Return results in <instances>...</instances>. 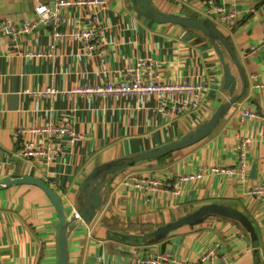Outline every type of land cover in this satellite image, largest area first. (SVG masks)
<instances>
[{
  "label": "crops",
  "instance_id": "1",
  "mask_svg": "<svg viewBox=\"0 0 264 264\" xmlns=\"http://www.w3.org/2000/svg\"><path fill=\"white\" fill-rule=\"evenodd\" d=\"M152 3L164 12L213 23L234 54L218 41L222 59L203 31L154 21L134 0L67 5L60 9L56 23L40 22L15 35L0 32V180L17 175L42 178L59 194L71 218L84 206L82 184L96 168L180 138L230 100L232 94L224 87V64H228L237 78L235 94L240 98L201 140L106 174L95 214L90 219L78 216L68 227V264H97L98 260L127 264L136 254L156 253L197 263L212 249L214 264L223 257L231 264H264V195L252 191L264 183V0H237L238 17L232 26L209 18L205 0ZM42 5L54 8L56 0H0V20L9 17L16 27L34 22ZM95 13L106 32L90 50L67 35L86 25ZM55 31L62 38L55 40ZM37 51L45 53L28 54ZM139 58L154 62L152 78L160 83H203L201 103L189 104L185 113L173 116L167 113L169 104L188 100L189 91L145 96L77 91L126 79V71ZM48 88L56 92L44 93ZM248 107L258 115L242 116ZM49 124L70 127L78 137L50 138L61 148L48 165L20 155L16 132ZM23 138L39 137L28 132ZM241 142H246L248 161L243 178L210 170L235 168ZM200 172V178L183 183L177 191L141 190L125 183L133 175L175 178ZM213 203L244 212L255 226L258 247L240 222L219 215L183 224L160 238L144 237ZM56 220V207L41 187L21 183L0 189V264H58Z\"/></svg>",
  "mask_w": 264,
  "mask_h": 264
},
{
  "label": "built area",
  "instance_id": "2",
  "mask_svg": "<svg viewBox=\"0 0 264 264\" xmlns=\"http://www.w3.org/2000/svg\"><path fill=\"white\" fill-rule=\"evenodd\" d=\"M105 0H56V6L51 8L48 5H42L37 10V19L34 22H25L23 25L16 27L13 21L9 17H4L0 20V32L6 35H15L17 33L28 32L37 23L50 21L58 22L59 11L64 6L78 4V5H93L104 4ZM205 14L223 25L232 26L237 21V0H205ZM106 32V26L101 22L100 16L95 13L92 14L86 25L74 30L70 35H67L70 39H76L83 42L90 50L96 48L94 40L99 37L102 38ZM55 40L62 38V34L58 31L54 32ZM51 50L54 49L55 44H52ZM45 52H29V55H42ZM154 62L149 58H139L136 64L126 71V79L121 81H110L106 84L97 86H82L77 89L78 92L88 93L90 95H101L105 93H114L118 96L121 95H150L162 93L165 91H189L191 98L188 100L180 99L178 101H172L169 104L167 113L169 115L183 114L187 111L188 105L197 107L204 96L205 86L203 83L197 85L192 84H165L160 83L152 78ZM55 88H48L44 93H55ZM1 94V90H0ZM242 116H257L258 114L251 108H246L241 112ZM28 132L36 134L39 138H23L22 135ZM68 134L71 136V140L77 139V134L72 131V128L62 125H41L31 126L29 128L23 127L16 132V136H20L21 146L19 148V154L34 160H41L44 164L48 165L51 160L60 151V146H56L50 141V138L55 135ZM247 146L246 142H241L238 145V161L234 168L229 167H217L210 168L212 172H226L229 174H236L240 178H243L247 169ZM202 176L200 173H188L181 174L175 178H160L156 176H130L125 183L141 190H155V189H172L179 190L180 186L191 180H196ZM254 194L264 195V183L256 185L252 189ZM137 252V251H136ZM211 253L214 254V249L207 253L202 254L200 260L197 263L182 262L174 260L169 254L156 253L153 255L136 254L127 264H214L211 259ZM97 264H107L103 260H98ZM220 264H231L225 257L222 258Z\"/></svg>",
  "mask_w": 264,
  "mask_h": 264
},
{
  "label": "water",
  "instance_id": "3",
  "mask_svg": "<svg viewBox=\"0 0 264 264\" xmlns=\"http://www.w3.org/2000/svg\"><path fill=\"white\" fill-rule=\"evenodd\" d=\"M134 1L136 7L150 16V18L154 21L160 23H179L186 27L200 29L215 45L216 49L220 52L222 59H224L223 51L219 47L218 41L227 46V48H229V50H231L234 54L227 37L213 23L197 17H191L183 14H171L158 10L153 5L152 0ZM236 83L237 78L232 73L230 66L228 64H224V87L229 89L232 96L230 100L223 102L218 106L210 119L203 121L196 129L187 132L178 139L167 142L159 147L139 152L138 154L121 162H111L102 167L96 168L82 184V188L86 191V202L84 206L75 212L71 218H67L62 199L59 194L40 177L29 175L7 177L0 180V189L7 188L15 184L27 183L37 185L46 192L56 207L58 214V220H56L54 224L58 238V264H68V227L78 216L90 219L95 214L96 208L100 207L101 204L100 190L105 184L106 174L122 170L142 160L162 157L206 137L215 128L223 114L240 98L241 94H235ZM209 215H219L240 222L244 230H246V232L250 235L254 247H258V235L250 218L242 211L218 203L201 206L195 212L187 214L180 219L170 221L157 227L153 231L145 233L144 237L147 239L160 238L183 224H192L196 221L205 219Z\"/></svg>",
  "mask_w": 264,
  "mask_h": 264
},
{
  "label": "rangeland",
  "instance_id": "4",
  "mask_svg": "<svg viewBox=\"0 0 264 264\" xmlns=\"http://www.w3.org/2000/svg\"><path fill=\"white\" fill-rule=\"evenodd\" d=\"M165 156V155H164ZM161 158V157H160Z\"/></svg>",
  "mask_w": 264,
  "mask_h": 264
}]
</instances>
